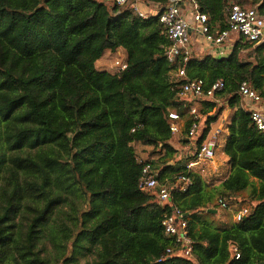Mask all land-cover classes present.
Returning <instances> with one entry per match:
<instances>
[{
	"label": "trees",
	"instance_id": "obj_1",
	"mask_svg": "<svg viewBox=\"0 0 264 264\" xmlns=\"http://www.w3.org/2000/svg\"><path fill=\"white\" fill-rule=\"evenodd\" d=\"M168 1L143 3L161 11ZM130 3L0 0V264H173L180 247L161 226L173 208L184 214L195 264H264V133L237 94L247 82L264 101V40L238 36L226 57L213 44L193 47L186 78L224 88L217 103L184 100L187 79L172 75L181 59L168 62L158 15L141 19ZM197 4L213 34L227 28L230 4L264 20V0ZM106 53L127 68L98 69ZM193 106L201 115L194 145ZM224 110L233 112L223 146L229 172L215 186L186 165ZM170 112L185 122L176 136ZM139 145L151 147L149 160ZM144 163L167 185L169 203L139 186ZM180 175L192 180L184 192ZM218 198L247 214L220 219Z\"/></svg>",
	"mask_w": 264,
	"mask_h": 264
},
{
	"label": "built area",
	"instance_id": "obj_2",
	"mask_svg": "<svg viewBox=\"0 0 264 264\" xmlns=\"http://www.w3.org/2000/svg\"><path fill=\"white\" fill-rule=\"evenodd\" d=\"M117 5L130 3V7L141 18L147 19L151 15H158L159 23L163 26L171 46L167 49L166 56L169 63L174 64L177 58L181 59V66L175 68L172 75L175 79L186 78V62L193 54V37H196L204 44H213L219 48L228 43L232 47L234 40L231 37H242L246 41L260 43L264 40V20L260 18L255 8H244L238 4H230L227 12V28L213 34L209 26V18L205 13L200 12L197 0H169L161 11L154 5H144V0H110ZM143 6L148 9L145 11ZM233 42V43H232ZM227 48V47H226ZM228 49L224 48V53ZM111 67L116 72L124 71L127 63L120 55L111 62ZM224 83L220 80L204 90L203 81L200 79L186 80L182 84L179 96L184 100H213L216 99V93L223 90ZM237 94L247 104L250 111L252 124L260 132L264 133V104L260 94L247 82L240 83ZM189 115L193 122L188 130V138L193 141V145L200 130L201 115L197 113L196 106H193ZM169 130L173 136H176L181 128L183 118L177 113L170 112ZM218 148L216 134L205 137V139L196 148L195 157L186 165V171L196 172L194 168L201 164L211 163L215 157ZM141 161V160H140ZM155 172L150 163H144L141 169L139 186L144 189H158V199L161 203H169L171 195L167 185H161L155 178ZM178 189L184 192L191 185L192 180L188 175H180L177 180ZM217 204L222 210H231L228 202L223 198L217 199ZM248 212L247 207H241L236 210L234 220L240 221ZM161 226L166 236H171L180 247V252L189 256L192 252V242L188 235L187 222L184 214L178 209L173 208L171 214L164 216ZM235 251V259L239 254ZM170 249L167 253H171Z\"/></svg>",
	"mask_w": 264,
	"mask_h": 264
},
{
	"label": "crops",
	"instance_id": "obj_3",
	"mask_svg": "<svg viewBox=\"0 0 264 264\" xmlns=\"http://www.w3.org/2000/svg\"><path fill=\"white\" fill-rule=\"evenodd\" d=\"M193 43H194L193 44L194 52L201 53V52L206 51L205 46L207 44L200 42L198 38L193 37ZM219 50H220L219 51L220 53H224V50L220 48ZM97 63H96V67H97ZM225 111L226 110H224L221 113V115L218 117V119L215 122L210 124V128L206 136L208 137L214 134H216L217 136L218 148H217L215 159L211 163H204V164H201L200 167L194 168V171H196L195 173L199 174L206 183L213 184L215 186L219 185L221 181L224 180V178H226L229 172L227 158L223 153V146L226 141V138L228 137V125L231 122L233 112L231 111L230 114H225ZM212 113L213 111L210 112L209 114H212ZM236 210L237 208L235 207L231 209L230 211L236 212ZM233 221H235L234 217H233ZM172 256L175 258L173 264H195L196 263V258L192 252L189 256H185L182 252L177 251V252H173Z\"/></svg>",
	"mask_w": 264,
	"mask_h": 264
},
{
	"label": "rangeland",
	"instance_id": "obj_4",
	"mask_svg": "<svg viewBox=\"0 0 264 264\" xmlns=\"http://www.w3.org/2000/svg\"><path fill=\"white\" fill-rule=\"evenodd\" d=\"M232 40H236V36H233L231 37ZM233 43V42H232ZM225 49H230V45L228 43H226L224 46H223ZM227 47V48H226ZM230 50H227L225 53H216L215 56L219 57V56H223V57H226ZM118 56V54L116 53H106L105 56L103 57L102 60L98 61L97 63V68L98 69H101V70H107L109 72H112L114 73L115 70L111 68V62L116 59ZM231 111H225V114H230ZM184 119H183V122H182V127L184 125ZM182 129V128H181ZM137 152H138V157L145 161V160H149L151 157H150V153H151V147H144V146H137ZM220 219L222 220H225L226 219H230L233 221V217H234V214H235V211H223L220 209Z\"/></svg>",
	"mask_w": 264,
	"mask_h": 264
}]
</instances>
